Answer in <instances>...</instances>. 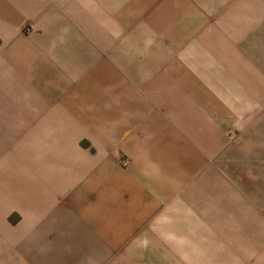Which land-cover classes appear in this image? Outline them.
Segmentation results:
<instances>
[{"label": "crops", "instance_id": "obj_1", "mask_svg": "<svg viewBox=\"0 0 264 264\" xmlns=\"http://www.w3.org/2000/svg\"><path fill=\"white\" fill-rule=\"evenodd\" d=\"M263 19L264 0H0V264H264L208 109L238 83L264 101L244 44Z\"/></svg>", "mask_w": 264, "mask_h": 264}, {"label": "rangeland", "instance_id": "obj_2", "mask_svg": "<svg viewBox=\"0 0 264 264\" xmlns=\"http://www.w3.org/2000/svg\"><path fill=\"white\" fill-rule=\"evenodd\" d=\"M262 21V26H257L250 33L253 38L244 44H246V49L253 46L255 51L250 50V55L256 54L264 60V53L261 54L258 52L260 49H257V44L263 45L264 43V19ZM239 46L242 44L240 43ZM243 86L238 83V89L235 92H230L238 96V100L235 98L231 101L226 99L227 103H231L226 106L216 104L219 95L223 96L224 93L212 91L209 95L211 107L208 109L211 119L215 122L211 123L213 129L227 136L226 164L234 177L238 179V191L241 192L242 189L243 194H246L249 200L250 196H253L260 209L264 210V101H258L257 97L253 98L254 96L249 98L251 92ZM256 95L262 97L264 92L260 91ZM234 141H238V154H235V148L229 149V144ZM83 145L90 146L88 143ZM217 156H212V160L215 161ZM239 192L238 194H240ZM23 219L24 214L18 208L9 215L12 225H20ZM19 236L23 238V236ZM134 256L138 261L139 252H135Z\"/></svg>", "mask_w": 264, "mask_h": 264}]
</instances>
